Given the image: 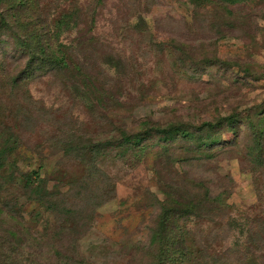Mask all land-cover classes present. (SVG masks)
<instances>
[{
  "label": "rangeland",
  "instance_id": "obj_1",
  "mask_svg": "<svg viewBox=\"0 0 264 264\" xmlns=\"http://www.w3.org/2000/svg\"><path fill=\"white\" fill-rule=\"evenodd\" d=\"M36 2L53 26L63 12L79 11L78 28L72 22L61 42L96 81L82 86L90 78L75 82L74 69L17 81L26 61L13 47L1 48L0 133L18 138L20 173L39 172L73 210L91 205L94 220L75 230L73 218L42 210L34 221L40 206L22 183L11 182L10 169L0 184V237L9 240L0 239V264H148L167 182L180 197L204 191L199 183L213 197L223 195L221 212L177 219L189 242L206 248L214 262L241 264L246 250L251 264H264V167L248 154L251 130L244 127L237 147L221 145L211 159L180 148L170 161L161 159L156 137L139 147L121 145L123 133L174 122L200 125L239 112L250 129L249 121L264 118V4L228 6L250 25L220 35L224 11L211 3L199 9L188 0ZM181 44L191 57L181 54ZM214 57L215 67L204 63ZM97 144L107 149L94 158L85 149Z\"/></svg>",
  "mask_w": 264,
  "mask_h": 264
},
{
  "label": "trees",
  "instance_id": "obj_2",
  "mask_svg": "<svg viewBox=\"0 0 264 264\" xmlns=\"http://www.w3.org/2000/svg\"><path fill=\"white\" fill-rule=\"evenodd\" d=\"M188 2L199 9L211 3L220 11H224L218 30L220 35L222 29L230 27L242 31L244 27L241 25H250L245 18H239L230 12L228 6L248 4L249 2L260 6L264 4V0H188ZM37 5L36 0H0V50L11 46L15 49V56L26 61L24 65L19 64L16 80H31L37 75L44 76L53 72L67 73V70L71 72L74 69L75 82H83L82 80L89 76L90 79L84 80L82 85L89 88L88 83L94 84L95 77L88 73L89 68L84 63L80 64L81 66L79 64L75 66L71 49L61 42L62 36L69 30H73L71 24L72 22L76 23L80 17L79 11L63 12L60 20L53 26L37 11ZM75 26L78 28L79 23L77 22ZM245 28L247 27L245 26ZM187 49L186 45L181 44L179 51L182 52L181 54L191 57L190 53L186 51ZM213 59H204V63L215 67L218 59L215 57ZM259 117L257 123L249 121L250 129L243 124L239 112L220 117L215 122H205L200 125L169 123L164 127L146 129L142 133L131 135L123 133L121 145L132 144L139 147L141 143L156 137L159 143H163L161 156H159L161 159L168 158L170 161L172 151L177 148L182 149V152L188 154V157L197 158L200 156L211 159L221 145L237 147L238 141L245 135L243 132L245 127L247 131H252L254 141L253 146H247L248 154L253 163L264 167V118ZM18 144V138H15L10 132L8 134L0 133V184L6 172L12 169V175L16 174V179L10 178L11 182L22 183V190L26 191L36 206H40L39 211L33 217L34 221L43 218L42 210H44L53 216L73 218L72 228L75 230L78 229L77 225H89L94 220L91 205L82 212L73 210L69 206L70 203H61L56 199L58 187H49L48 180L42 178L39 172L34 171L29 174L19 172L17 156L20 146ZM106 149V145L97 144L85 150L97 158ZM72 150L77 151L78 149ZM96 160L93 159L92 162H96ZM185 161L190 163L191 158H186ZM199 184L201 187L198 188H204V191L198 189L195 193L180 197L173 185L168 182L163 183L165 187H168L164 192L167 197L164 202L160 201L161 213L149 244L150 254L152 253L153 257L152 260L149 257L148 264H221V259L214 262L213 256L206 248L196 247L194 242H189L184 237L185 234L189 235L185 227L182 228L183 233H181L180 227L175 225L180 217L201 219L209 213L216 214L224 210L223 195L213 197L206 185ZM105 202L99 201L96 204V209L103 206ZM82 216L83 218L78 219ZM77 219L78 222H76ZM64 231L65 233L69 232L68 225ZM71 231L75 232L73 229ZM9 232L12 234L11 237L15 238L16 233L12 230ZM0 239L4 243L9 242L8 239L2 237ZM257 248L260 249L258 246ZM240 253L241 251L236 252V254ZM232 254L234 253H229L225 258ZM247 258L246 250H244V257L240 259L243 260L241 264L256 262L255 259Z\"/></svg>",
  "mask_w": 264,
  "mask_h": 264
}]
</instances>
